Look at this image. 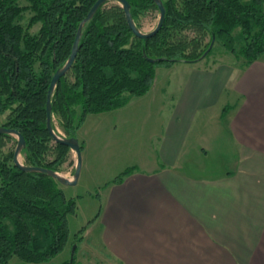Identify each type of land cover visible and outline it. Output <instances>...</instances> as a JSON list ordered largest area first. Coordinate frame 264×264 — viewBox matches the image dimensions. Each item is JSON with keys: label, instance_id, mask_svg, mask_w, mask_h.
<instances>
[{"label": "trees", "instance_id": "obj_1", "mask_svg": "<svg viewBox=\"0 0 264 264\" xmlns=\"http://www.w3.org/2000/svg\"><path fill=\"white\" fill-rule=\"evenodd\" d=\"M19 1L0 0V116L6 114L0 126L22 134L23 165L58 171L71 150L54 142L46 129V93L96 0H24L25 6ZM126 1L139 30L138 17L158 13L153 0ZM161 1L162 25L146 39L134 36L117 2L100 6L83 26L75 59L51 96V114L58 115L64 137L76 138L85 115L122 107L130 97L147 93L156 67L206 58L212 36L227 52L241 55L242 66L264 56V0ZM24 11L31 12L26 26L20 24ZM36 23L38 31L31 34L28 29ZM12 142V135L0 134V264L13 256L48 261L66 245L75 199L66 197L52 177L16 167Z\"/></svg>", "mask_w": 264, "mask_h": 264}, {"label": "crops", "instance_id": "obj_2", "mask_svg": "<svg viewBox=\"0 0 264 264\" xmlns=\"http://www.w3.org/2000/svg\"><path fill=\"white\" fill-rule=\"evenodd\" d=\"M118 110L138 159L102 173L78 264H264V56L156 68Z\"/></svg>", "mask_w": 264, "mask_h": 264}, {"label": "rangeland", "instance_id": "obj_3", "mask_svg": "<svg viewBox=\"0 0 264 264\" xmlns=\"http://www.w3.org/2000/svg\"><path fill=\"white\" fill-rule=\"evenodd\" d=\"M113 3L115 2H107L106 7H110ZM26 4L24 0L19 1V5L21 6H25ZM22 14L23 17L20 24L26 26L31 12L24 11ZM157 20L158 13L154 11L138 17L137 21L140 24V31L144 33L149 32L153 29ZM38 27V23L33 24L29 27L28 31L34 34L38 31ZM205 39L207 41V38ZM223 60L235 62V64L240 66L244 63V58L241 55L234 56L227 52L221 43L217 39H214L211 52L206 58L200 61H204V64L207 65L210 62H221ZM173 65L177 67L178 65H182V63H175ZM156 68L167 69L161 66ZM160 72H162V70H160ZM146 99H150V96L149 98L146 97L144 100ZM135 107L136 106L131 107L130 109ZM123 111L125 110L116 111L115 109L98 114H87L76 131V137L84 147L83 150H81V168L78 180L73 186L63 187L59 184L64 195L74 198L76 203L75 214L68 216L69 232L63 250L48 261L31 263L13 256L9 259L7 264H78V260L83 256L98 257L97 230L91 225V222L99 205L98 197L102 185L105 180H107L105 177H100L109 165H112V167L116 169L132 165L133 163H131V161H136V159H138L137 155L139 154L137 147L133 145L129 148L127 146V138L125 137L126 131L120 127L116 120V118L126 113ZM5 117L6 114L0 116V123H4ZM105 118L107 119L106 121L102 120ZM111 118L113 120H110L109 123L108 119ZM52 125L57 133L64 136L62 124L58 115H52ZM14 140L15 142L9 144L11 148H14L16 145L15 137ZM18 158L21 164L25 163L23 153H20ZM75 162V153L69 151L67 159L59 166L57 172L63 177L71 179ZM95 175L99 177H95ZM74 246L75 248L72 252Z\"/></svg>", "mask_w": 264, "mask_h": 264}, {"label": "water", "instance_id": "obj_4", "mask_svg": "<svg viewBox=\"0 0 264 264\" xmlns=\"http://www.w3.org/2000/svg\"><path fill=\"white\" fill-rule=\"evenodd\" d=\"M111 1L117 2L119 4V6L121 7L123 11L124 18H125V21L129 29L132 31L134 36H136L137 38L146 39V38L152 37L160 29L162 22H163L164 15H165V9L163 7L161 0H153V2L155 3L158 9V20L155 26L153 27V29L146 33L141 32L139 29L136 28L134 21L130 14L129 4L126 0H96L93 3L89 11L87 12L85 18L81 21V23L79 24L77 28L75 37L71 45V50H70L68 59L66 60V62L64 63L62 67H60L54 72V74L52 75L50 79L49 86H48L47 93H46V100H45V115H46L45 125H46L47 131L51 135V138L53 139L54 142L67 146L76 155V162H75L72 178L71 179L65 178L61 174H59L57 171H53L51 169H47L43 167L27 166V165L21 164L18 161V156L25 146V141H24L22 134L19 133L15 129L0 126V134H10L16 138V145L13 151L12 159H13L14 165L18 167L19 169H21L22 171L46 174L52 177L54 180H56L59 184L63 186H73L76 184L78 176H79L80 168H81V149L79 147V144L76 138L74 137L66 138L54 130L53 125H52V114H51L52 112L51 96H52V93H53V90L56 84L59 82L60 78L67 73V71L70 69L75 59V56L78 51V44H79V40L81 37V31H82L83 26L93 17L94 13L100 6L104 5L107 2H111ZM213 43H214V36H212L211 42L207 50L203 53L202 57H204L208 53ZM74 248L75 246L72 248V252Z\"/></svg>", "mask_w": 264, "mask_h": 264}, {"label": "bare ground", "instance_id": "obj_5", "mask_svg": "<svg viewBox=\"0 0 264 264\" xmlns=\"http://www.w3.org/2000/svg\"><path fill=\"white\" fill-rule=\"evenodd\" d=\"M18 160H19V158H18Z\"/></svg>", "mask_w": 264, "mask_h": 264}]
</instances>
